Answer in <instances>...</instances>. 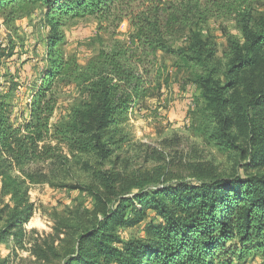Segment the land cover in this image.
<instances>
[{"label":"trees","instance_id":"trees-1","mask_svg":"<svg viewBox=\"0 0 264 264\" xmlns=\"http://www.w3.org/2000/svg\"><path fill=\"white\" fill-rule=\"evenodd\" d=\"M122 0H0V13L39 6L49 23L47 66L31 82L27 119L11 120L10 92L0 94V175L3 188L25 196L19 172L35 180V165L58 158L57 150L112 153L118 130L135 108L162 87L165 67L158 52L172 59L171 67L204 90L213 104L212 123L198 129L220 152L245 144L243 173L207 181H179L121 196L112 209L78 236L63 264H244L264 259V21H252L244 0H147V12L135 18L127 43L103 49L95 63L82 71L74 55L59 49L62 28L70 19H107ZM236 15L242 41L229 35L225 60L215 42L197 29L213 17ZM186 33L188 45L174 48L171 39ZM222 64V65H221ZM164 71V72H163ZM81 82L82 102L66 123L51 128L56 109L53 88L63 78ZM18 203L0 230V238L27 221L30 206ZM131 206L134 216L126 211ZM147 210L155 215L149 218ZM131 213V212H130ZM143 222L141 237L124 240L118 225Z\"/></svg>","mask_w":264,"mask_h":264},{"label":"rangeland","instance_id":"rangeland-1","mask_svg":"<svg viewBox=\"0 0 264 264\" xmlns=\"http://www.w3.org/2000/svg\"><path fill=\"white\" fill-rule=\"evenodd\" d=\"M254 22L264 21V0H244ZM45 10L33 6L12 13H0V94L10 92L11 120L28 118L33 89L31 82L47 66L46 38L49 23ZM147 12V0H122L107 19L87 15L70 19L62 28L58 49L74 55L81 70L95 63L99 53L115 42L127 43L135 30V18ZM240 17L232 14L213 17L200 23L202 38L212 39L223 63L228 50V36L242 41ZM174 48L186 47V33L170 41ZM158 62L165 67L166 80L144 106L129 114L118 130L112 153L102 158L95 152L57 150L58 158L33 166L38 172L30 181L19 172L11 179L23 181L24 197L3 188L5 174L0 175V230L16 210L18 203L30 206L29 219L17 224L0 238V264H63L74 250L78 236L101 219V211L112 209L121 196L139 190L179 181H207L243 173L246 149L220 152L200 136L198 129L212 123L213 104L203 89L171 67L172 59L158 52ZM222 65V64H221ZM81 82L59 79L53 88L56 109L50 126L66 123L83 96ZM134 216L131 206L126 210ZM131 212V213H130ZM149 218L155 215L147 210ZM143 222L134 226L118 225L115 232L124 240L144 235ZM244 264H264L260 256Z\"/></svg>","mask_w":264,"mask_h":264}]
</instances>
